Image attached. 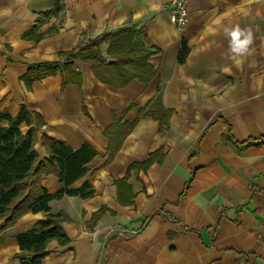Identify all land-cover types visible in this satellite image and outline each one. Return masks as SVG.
Wrapping results in <instances>:
<instances>
[{
	"label": "crops",
	"instance_id": "obj_1",
	"mask_svg": "<svg viewBox=\"0 0 264 264\" xmlns=\"http://www.w3.org/2000/svg\"><path fill=\"white\" fill-rule=\"evenodd\" d=\"M169 9V0H0V111L16 116L24 105L43 117L41 159L43 135L97 152L71 186L89 182L94 195L50 203L69 218L62 228L70 242L52 241L42 264H264V143L235 144L264 140V0H191L183 29ZM237 24L254 37L242 66L227 58L223 31ZM125 28L160 52L149 59L148 84L116 89L80 60L72 72L81 86H63L61 73L30 89L22 80L30 65L59 62ZM183 41L189 53L180 63ZM108 48L101 43L105 57ZM116 123L135 125L108 162L106 132ZM123 180L130 205L119 203ZM41 183L51 195L64 188L55 175ZM46 216L28 213L0 234V264H19L16 235Z\"/></svg>",
	"mask_w": 264,
	"mask_h": 264
},
{
	"label": "trees",
	"instance_id": "obj_2",
	"mask_svg": "<svg viewBox=\"0 0 264 264\" xmlns=\"http://www.w3.org/2000/svg\"><path fill=\"white\" fill-rule=\"evenodd\" d=\"M61 10L62 7L57 5L50 14H57ZM40 38L41 36H38L35 39ZM107 41L109 48L105 57L100 45ZM157 53H160L159 50L153 52L146 49L139 32L125 28L112 36L105 35L93 39L76 52L63 53L59 62L30 65L22 80L30 89L34 82L61 73L63 86L69 84L81 86L82 76L72 72L74 62L80 60L92 65L93 73L101 83L116 89H122L134 80L148 84L154 77V67L149 63V59ZM188 53L189 48L183 41L179 55L180 63L185 62ZM160 105V96H158L151 108ZM166 124L167 121L163 120V125ZM134 125L135 123L123 125L116 123L109 132H106L111 140L108 162L114 158ZM22 126L27 127L28 130L23 131ZM43 126V117L29 111L24 105L16 116L0 111V222H2L0 234L14 227L18 220L28 213L43 212L47 215L45 220L16 235L21 251L17 256L19 264H42L43 259L50 253L48 246L52 241H57L59 245L70 242L62 228V222L69 218L64 212H52L50 203L53 200H60L64 196L87 199L94 195L93 187L89 182L78 189H71V186L87 174V165L97 156L95 149L84 144L74 150L64 141L43 135L41 142L47 157L41 159L36 146L40 141L39 132ZM114 138H119L117 146L112 144ZM263 143V139H257L235 144L238 147L248 148ZM151 162L149 160L147 163ZM44 175H55L64 188L55 195L49 194L41 183ZM117 187L119 203L130 205L133 195L125 180L117 182ZM104 211L103 208L97 216Z\"/></svg>",
	"mask_w": 264,
	"mask_h": 264
},
{
	"label": "clouds",
	"instance_id": "obj_3",
	"mask_svg": "<svg viewBox=\"0 0 264 264\" xmlns=\"http://www.w3.org/2000/svg\"><path fill=\"white\" fill-rule=\"evenodd\" d=\"M224 35L228 39V49L226 56L231 59L235 65L242 66L243 58L250 54V47L253 44V33L250 29L242 28L240 25L224 27ZM224 71L230 72V68Z\"/></svg>",
	"mask_w": 264,
	"mask_h": 264
},
{
	"label": "built area",
	"instance_id": "obj_4",
	"mask_svg": "<svg viewBox=\"0 0 264 264\" xmlns=\"http://www.w3.org/2000/svg\"><path fill=\"white\" fill-rule=\"evenodd\" d=\"M191 0H169L170 21L177 29H183L188 23V6Z\"/></svg>",
	"mask_w": 264,
	"mask_h": 264
}]
</instances>
